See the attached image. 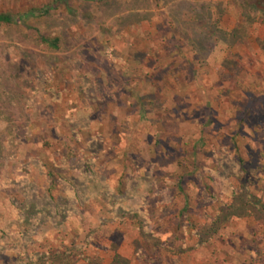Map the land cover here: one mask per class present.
<instances>
[{
    "label": "rangeland",
    "instance_id": "rangeland-1",
    "mask_svg": "<svg viewBox=\"0 0 264 264\" xmlns=\"http://www.w3.org/2000/svg\"><path fill=\"white\" fill-rule=\"evenodd\" d=\"M0 12V264H264V0Z\"/></svg>",
    "mask_w": 264,
    "mask_h": 264
},
{
    "label": "trees",
    "instance_id": "trees-1",
    "mask_svg": "<svg viewBox=\"0 0 264 264\" xmlns=\"http://www.w3.org/2000/svg\"><path fill=\"white\" fill-rule=\"evenodd\" d=\"M52 10L51 5H45L40 9L37 8H31L29 10H27L25 13H23L22 15L18 14L19 18L17 17V19H21L23 17H29V16H39V17H43L45 15H47L49 13V11ZM39 13V14H37ZM15 17L14 15H12L11 13H2L0 12V24H12L15 22ZM40 41L44 44H46L49 48H53V49H57L58 48V38H50L49 36H47L46 34H40L39 35ZM178 187L180 189H182L181 186V182L179 181ZM187 203V202H186ZM186 207V204H185ZM184 207V208H185Z\"/></svg>",
    "mask_w": 264,
    "mask_h": 264
}]
</instances>
